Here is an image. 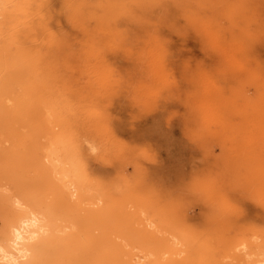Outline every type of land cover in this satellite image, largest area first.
Here are the masks:
<instances>
[{
	"label": "rangeland",
	"instance_id": "obj_1",
	"mask_svg": "<svg viewBox=\"0 0 264 264\" xmlns=\"http://www.w3.org/2000/svg\"><path fill=\"white\" fill-rule=\"evenodd\" d=\"M5 7L15 17L0 16V237L12 218L5 209L17 212V195L31 188L49 190L47 151L57 144L75 155L88 181L72 198L83 201L88 219L76 243L77 264H136L135 256L142 259L139 264H243L230 257L264 255V84H257L258 95L251 100L239 91L225 95L219 86L229 71L243 70L242 46L226 44L208 31L220 69L216 75L201 72L185 99L191 86L183 82V62L191 59L193 68L198 61L213 66L218 57L202 51L194 34L184 40L162 31L171 41L169 65L181 82L180 100L185 99L190 112L182 102H168L164 93L157 110L147 115L161 92L175 86L164 62L166 53L157 48L148 59L151 83L137 90L142 110L122 94L107 109L109 117L107 105L100 110L98 100L110 101L121 80L102 53L88 46L82 64L61 62L62 45L47 27L48 0H6ZM61 8V0H52L50 28L79 38L58 14ZM106 35L113 50H119L118 35ZM253 55L264 61V45ZM108 59L120 74H135L134 64L122 54ZM69 74L86 76L85 86L70 89ZM72 96L78 104L73 105ZM187 117L195 125L189 129L194 140L222 150L220 175L196 186L199 195L222 210V219L208 231L185 224L155 189L182 196L179 189L193 169L204 167L199 163L202 152L184 134ZM231 189L244 190L248 198L229 191L232 205L225 197ZM53 193L59 194L56 189ZM98 197L102 201L96 206ZM206 211L193 205L186 222L203 228Z\"/></svg>",
	"mask_w": 264,
	"mask_h": 264
},
{
	"label": "clouds",
	"instance_id": "obj_2",
	"mask_svg": "<svg viewBox=\"0 0 264 264\" xmlns=\"http://www.w3.org/2000/svg\"><path fill=\"white\" fill-rule=\"evenodd\" d=\"M51 3L52 0H48L47 27L62 45L59 53L60 61L63 62L67 59L69 63L82 64L85 61L88 46H94L98 52L102 53L108 66L121 80L119 89L110 101L98 100L100 110H104L107 105L106 112L109 117L107 109L111 108L114 100L122 94H127L133 106L142 110L137 90L141 85L151 83L148 59L150 53L157 48L163 49L166 53L164 62L170 73V78L175 81V86L161 92L155 107L147 115L157 110L164 93H167V96L163 98L168 102H182L189 113L190 108L185 103V99L193 91L198 75L201 72L216 75L221 66L220 58L210 47L208 31L218 34L226 44H239L244 49V55L241 58L243 70L235 73L229 71L219 83V86L224 89L225 95L239 91L243 97L251 100L258 95L257 84H264V61L253 55L258 45H264V10H262L264 0H61L62 8L58 14L64 16L74 32L79 33V38L70 37V34L62 28L59 33L50 28L52 22ZM102 19L105 21L103 27ZM57 24L59 27V22ZM164 30L172 32L184 40L190 34H194L200 41L202 51L218 57V62L213 66L198 61L193 68L191 59L183 62L182 79L184 83L191 86V91L185 94L183 101L180 100L181 82L176 79L174 70L169 65L171 41L162 35ZM107 32L118 35L119 50H113L111 47ZM125 50H131L133 54L128 56ZM118 54H122L125 59L134 64L135 74L125 76L113 68L108 57ZM66 81L70 89H80L85 86L87 77L74 78L69 74L66 76ZM70 99L73 105L79 103L76 96H72ZM192 127L195 125L187 117L184 134L202 152L199 163L204 167L193 169L189 180L183 183L179 189L182 196L174 195L175 190L162 192L154 188L162 199L178 212L185 224L197 231H208L220 222L222 210L199 195L196 192V186L205 179L217 178L220 175L222 166L218 158L221 156L222 150L217 152L218 145L202 144L194 140L189 133V129ZM143 149L152 152L148 147ZM229 191H240L248 198L242 189L227 190L225 197L232 205L234 204L230 202L227 195ZM195 204L202 205L207 209L202 213L205 221L203 228L186 222L188 212Z\"/></svg>",
	"mask_w": 264,
	"mask_h": 264
},
{
	"label": "bare ground",
	"instance_id": "obj_3",
	"mask_svg": "<svg viewBox=\"0 0 264 264\" xmlns=\"http://www.w3.org/2000/svg\"><path fill=\"white\" fill-rule=\"evenodd\" d=\"M1 1L0 16L8 19L15 17L13 10L5 7L6 0ZM47 163L52 175L49 190L31 188L32 191L13 199L16 214L14 209L4 211L12 218L0 237V264L78 263L76 243L79 242V234L87 228L88 219L82 213L83 201L72 198L86 188L87 177L75 155L63 146L54 144L49 147ZM55 189L60 196L65 194L67 198H58L57 193L55 196ZM101 201L98 197L94 205H99ZM230 258L233 263L264 264L263 252H251L244 257L233 255ZM135 259L136 264L142 261L138 256Z\"/></svg>",
	"mask_w": 264,
	"mask_h": 264
}]
</instances>
